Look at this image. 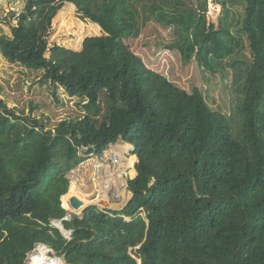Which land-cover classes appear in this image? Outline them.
Returning <instances> with one entry per match:
<instances>
[{"label": "trees", "instance_id": "obj_1", "mask_svg": "<svg viewBox=\"0 0 264 264\" xmlns=\"http://www.w3.org/2000/svg\"><path fill=\"white\" fill-rule=\"evenodd\" d=\"M50 1L26 0L0 54L79 99L84 115L50 129L0 100V264H24L39 244L67 264H264V0H213L216 24L208 0H65L102 32L79 51L29 27ZM149 22L171 31L183 63L231 70L233 116L132 52L125 41ZM243 35L251 59L238 57ZM120 138L138 158L132 198L73 215L65 238L52 221L67 214V174Z\"/></svg>", "mask_w": 264, "mask_h": 264}, {"label": "rangeland", "instance_id": "obj_2", "mask_svg": "<svg viewBox=\"0 0 264 264\" xmlns=\"http://www.w3.org/2000/svg\"><path fill=\"white\" fill-rule=\"evenodd\" d=\"M210 1L208 0L207 17L216 24L220 7L215 4L213 7ZM25 4L26 0H0V36L11 35V28L16 26L17 17ZM36 9L39 12L28 25L39 35L45 33L49 44L55 43L79 51L86 37L102 35L96 25L80 20L75 8L65 0L42 2L36 6ZM237 10L242 17L244 8L239 6ZM173 38L169 29H164L155 22H149L141 28L137 37L129 38L125 43L149 69L166 77L188 93L198 89L211 110L227 117L233 116L236 113V100L232 91L231 70L223 69L212 74L205 71L194 59L189 63H183L179 53L169 49ZM242 42L244 47L238 57L251 59V52L244 35ZM41 77V72L10 63L0 54V100L19 119L38 120L47 128L54 129L62 120L76 119L84 115L79 99L68 96L62 88L55 89L52 85L42 82ZM103 96L104 94L100 98L102 108L100 119L105 111L106 99ZM97 160L103 164L109 163L107 156L101 155L98 159L97 156H88L81 165L67 174L70 184L68 192L61 197V204L68 213L72 211L69 205L70 196L85 201L88 206L100 202L97 201L101 186L97 183L95 171ZM129 176H134L133 171L129 172ZM111 194L107 193V199L112 198ZM99 197L101 198L100 195ZM81 214V212L74 213L77 216ZM38 246L28 254L25 264L29 256L37 251ZM47 255L50 258H59L67 264L64 257H57L51 251Z\"/></svg>", "mask_w": 264, "mask_h": 264}, {"label": "built area", "instance_id": "obj_3", "mask_svg": "<svg viewBox=\"0 0 264 264\" xmlns=\"http://www.w3.org/2000/svg\"><path fill=\"white\" fill-rule=\"evenodd\" d=\"M121 140V139H120ZM136 155L135 147L132 144L123 142L121 140V145L119 146L117 142L115 144L109 145L102 153V156H107L109 158L108 164H103L97 160L96 163V174L97 183L101 185L108 184L109 189L107 193L111 194L113 200H121V193L127 191L128 180L130 179L129 171L133 169L134 163L129 164L130 157ZM99 156H97L98 159ZM121 180L124 181V187L121 186ZM101 188V186L99 187ZM114 188V190H112ZM106 193V195H107ZM99 199H105V197H99Z\"/></svg>", "mask_w": 264, "mask_h": 264}, {"label": "water", "instance_id": "obj_4", "mask_svg": "<svg viewBox=\"0 0 264 264\" xmlns=\"http://www.w3.org/2000/svg\"><path fill=\"white\" fill-rule=\"evenodd\" d=\"M210 4L214 7V2L212 0L210 1ZM98 201H100V202H96L94 204H91L89 206H86V207L82 208L84 203L79 198H77L75 196L71 197L69 199V203H70V206L72 207L73 211L67 213L66 216L62 220H54V221H52V225L55 226L56 228H58L65 238L70 239L71 232L66 231L64 229L62 223H63V221H70L75 212H81L82 213V211H84L86 208H88L90 206H96L99 209H103V210L119 211V210H122L125 207V205L127 204V203L126 204L123 203L121 205H118V204L116 205V204H112V203H110L109 201H106V200H98ZM40 245L44 246L42 244H39V246ZM44 247L47 248L48 252L51 251L48 247H46V246H44ZM27 259H28V255H27V258H26L25 262L27 261ZM25 262H24V264H25ZM138 264H140V262H138Z\"/></svg>", "mask_w": 264, "mask_h": 264}, {"label": "bare ground", "instance_id": "obj_5", "mask_svg": "<svg viewBox=\"0 0 264 264\" xmlns=\"http://www.w3.org/2000/svg\"><path fill=\"white\" fill-rule=\"evenodd\" d=\"M134 160H135L134 157L131 158V160L129 161V164L132 165ZM124 185H125L124 181L121 180V186L124 187ZM108 189H109V185H107V184L101 185V188H100L101 197H105L106 196V193H107ZM82 202L84 203L82 208L88 206L85 203V201H82ZM69 205H70V203H69ZM71 208H69V211H71ZM72 211H73V209H72ZM47 254H48L47 248H45L44 246L40 245V246H38L37 251L35 253H32L29 256V260H28L27 264H64L61 259H59V258H50Z\"/></svg>", "mask_w": 264, "mask_h": 264}, {"label": "crops", "instance_id": "obj_6", "mask_svg": "<svg viewBox=\"0 0 264 264\" xmlns=\"http://www.w3.org/2000/svg\"><path fill=\"white\" fill-rule=\"evenodd\" d=\"M121 140L123 141V139L121 138ZM121 140L119 139L118 141H117V144H119V146H120V144H121ZM124 142V141H123ZM135 158V160H134V167H133V169H131L129 172H132L133 171V174H134V176H131L130 177V179H134L136 176H137V172H136V170H135V165H136V163H137V161H138V158H137V156L136 155H133V156H131L130 157V160H131V158ZM99 161V160H98ZM108 185V184H107ZM112 190H114V188H112ZM113 194H114V192H113ZM100 195V194H99ZM101 196V195H100ZM70 198H71V196H70ZM132 198V193L131 192H129L128 190L126 191V192H122L121 193V200H119L118 201V205H121V204H123V203H128V201L130 200ZM99 200V199H98ZM97 200V201H98ZM102 200H106V201H109L110 203H112V204H116L117 205V201H114V202H112L113 200L112 199H107V198H105V199H102ZM63 207V206H62ZM65 209V208H64ZM66 210V209H65ZM101 210H103V209H101ZM67 211V210H66ZM67 213H68V211H67Z\"/></svg>", "mask_w": 264, "mask_h": 264}]
</instances>
